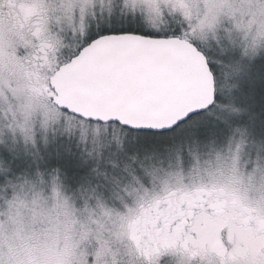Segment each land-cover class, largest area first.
I'll return each mask as SVG.
<instances>
[{"label": "snow or ice", "instance_id": "obj_1", "mask_svg": "<svg viewBox=\"0 0 264 264\" xmlns=\"http://www.w3.org/2000/svg\"><path fill=\"white\" fill-rule=\"evenodd\" d=\"M0 264H264V0H0Z\"/></svg>", "mask_w": 264, "mask_h": 264}]
</instances>
